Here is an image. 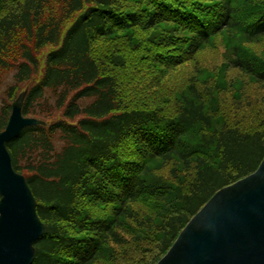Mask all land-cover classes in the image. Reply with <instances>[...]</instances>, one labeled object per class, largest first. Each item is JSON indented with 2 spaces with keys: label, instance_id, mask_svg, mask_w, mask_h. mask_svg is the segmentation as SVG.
I'll list each match as a JSON object with an SVG mask.
<instances>
[{
  "label": "trees",
  "instance_id": "16d2710c",
  "mask_svg": "<svg viewBox=\"0 0 264 264\" xmlns=\"http://www.w3.org/2000/svg\"><path fill=\"white\" fill-rule=\"evenodd\" d=\"M136 1L142 6L132 9ZM245 1L20 0L12 7L0 1L5 10L0 14V84L12 74L7 97L15 100L28 88L24 115L46 123L25 129L8 144L13 166L27 178L46 226L35 244L34 264H96L103 243L122 244L117 220L131 217L130 204L155 182L151 160L178 157L190 167L187 141L199 126L211 130L206 143L218 161L210 165L197 158L186 213L159 226L158 251L146 264L160 261L219 190L259 168L264 131L224 122L214 127L195 78L171 114L133 109L111 66L95 55L102 40L122 32L134 45L143 33L149 41L148 66L141 70L158 72L194 61L223 33L264 37V5ZM235 52L233 66L264 82V62ZM248 59L259 62L262 71ZM11 107L2 106L0 132ZM70 228L93 237L73 236Z\"/></svg>",
  "mask_w": 264,
  "mask_h": 264
},
{
  "label": "rangeland",
  "instance_id": "374dc122",
  "mask_svg": "<svg viewBox=\"0 0 264 264\" xmlns=\"http://www.w3.org/2000/svg\"><path fill=\"white\" fill-rule=\"evenodd\" d=\"M0 1L12 7L20 0ZM245 3L264 5V0H246ZM130 5L132 9L142 6L137 1ZM253 9L247 10V13ZM2 11L5 10H0V14ZM129 39L121 32L114 38L102 40L95 47V55L111 66L112 72L119 78L122 95L133 109H157L161 114L169 115L181 94H187L190 80L195 78L214 127H220L224 122L249 131H264V82L233 66L236 49L241 52L238 55L250 53L252 57L247 58L264 62V37L249 40L240 32L223 33L204 47L194 61L158 72L141 70L148 66L144 59L149 47L146 35L138 33L134 45ZM244 61L262 71L259 62ZM11 84L12 74H8L0 84V112L6 102L12 104L15 101L6 94ZM210 132V129L201 126L193 130L186 152L190 153V167L178 157L168 162L159 158L151 160L150 176L155 182L150 183L149 190L142 197L130 204L132 216L117 220L120 225L117 232L124 242L103 243L96 264H146L152 260L162 238L159 226L170 216L186 213L189 184L196 172L197 158H204L210 165H216L218 161L215 150L206 143ZM111 217L116 219L114 215H109L108 219ZM70 231L73 236L93 237V234L80 233L77 228H70ZM99 237L102 240L105 238L103 234Z\"/></svg>",
  "mask_w": 264,
  "mask_h": 264
},
{
  "label": "water",
  "instance_id": "95a60500",
  "mask_svg": "<svg viewBox=\"0 0 264 264\" xmlns=\"http://www.w3.org/2000/svg\"><path fill=\"white\" fill-rule=\"evenodd\" d=\"M28 88L12 103L0 132V264H34L46 232L27 178L15 170L8 144L46 123L28 117ZM157 264H264V160L251 175L219 190L190 220Z\"/></svg>",
  "mask_w": 264,
  "mask_h": 264
}]
</instances>
